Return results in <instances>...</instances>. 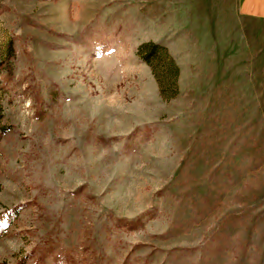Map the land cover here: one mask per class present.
I'll return each instance as SVG.
<instances>
[{
  "label": "rangeland",
  "instance_id": "374dc122",
  "mask_svg": "<svg viewBox=\"0 0 264 264\" xmlns=\"http://www.w3.org/2000/svg\"><path fill=\"white\" fill-rule=\"evenodd\" d=\"M237 3L0 0V264H264Z\"/></svg>",
  "mask_w": 264,
  "mask_h": 264
},
{
  "label": "crops",
  "instance_id": "0c3cea01",
  "mask_svg": "<svg viewBox=\"0 0 264 264\" xmlns=\"http://www.w3.org/2000/svg\"><path fill=\"white\" fill-rule=\"evenodd\" d=\"M238 13L246 18L260 22V30L264 33V0H238Z\"/></svg>",
  "mask_w": 264,
  "mask_h": 264
}]
</instances>
